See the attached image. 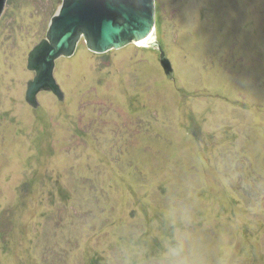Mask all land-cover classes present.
I'll use <instances>...</instances> for the list:
<instances>
[{
	"label": "rangeland",
	"instance_id": "1",
	"mask_svg": "<svg viewBox=\"0 0 264 264\" xmlns=\"http://www.w3.org/2000/svg\"><path fill=\"white\" fill-rule=\"evenodd\" d=\"M62 3L0 22V264H264V0H156L173 79L151 45L81 40L33 108Z\"/></svg>",
	"mask_w": 264,
	"mask_h": 264
},
{
	"label": "water",
	"instance_id": "2",
	"mask_svg": "<svg viewBox=\"0 0 264 264\" xmlns=\"http://www.w3.org/2000/svg\"><path fill=\"white\" fill-rule=\"evenodd\" d=\"M6 0H0V22H4ZM156 0H63L46 38L28 57V69L36 73L27 84L26 102L37 108L38 95L65 97L57 77V60L76 55L80 41L95 54H106L129 44H138L155 33ZM160 53V64L169 79L173 68L158 42L150 44Z\"/></svg>",
	"mask_w": 264,
	"mask_h": 264
},
{
	"label": "bare ground",
	"instance_id": "3",
	"mask_svg": "<svg viewBox=\"0 0 264 264\" xmlns=\"http://www.w3.org/2000/svg\"><path fill=\"white\" fill-rule=\"evenodd\" d=\"M154 41V35H152L150 38H148L147 40L144 41H140L138 42L137 45L139 46H149L152 42Z\"/></svg>",
	"mask_w": 264,
	"mask_h": 264
},
{
	"label": "trees",
	"instance_id": "4",
	"mask_svg": "<svg viewBox=\"0 0 264 264\" xmlns=\"http://www.w3.org/2000/svg\"><path fill=\"white\" fill-rule=\"evenodd\" d=\"M157 22V21H156Z\"/></svg>",
	"mask_w": 264,
	"mask_h": 264
}]
</instances>
